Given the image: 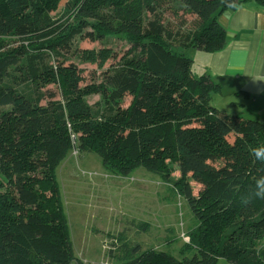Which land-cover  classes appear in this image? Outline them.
I'll return each mask as SVG.
<instances>
[{
	"label": "trees",
	"instance_id": "16d2710c",
	"mask_svg": "<svg viewBox=\"0 0 264 264\" xmlns=\"http://www.w3.org/2000/svg\"><path fill=\"white\" fill-rule=\"evenodd\" d=\"M170 1L0 0V264H102L74 254L62 210L56 169L72 150L96 154L114 175L143 168L168 181L195 220L180 259L116 238L107 264H264V200L241 203L264 176L252 155L264 148V117L213 106L219 85L189 55L222 48L218 16L248 0H177L196 18L186 32L163 23L158 11ZM89 35L120 37L129 49L81 86L66 54L98 67L114 57L108 47L75 46Z\"/></svg>",
	"mask_w": 264,
	"mask_h": 264
},
{
	"label": "rangeland",
	"instance_id": "374dc122",
	"mask_svg": "<svg viewBox=\"0 0 264 264\" xmlns=\"http://www.w3.org/2000/svg\"><path fill=\"white\" fill-rule=\"evenodd\" d=\"M63 5L61 1L51 16H62ZM158 13L163 23L173 31L186 32L196 24L195 16L186 12L177 0L163 5ZM89 36L77 40L75 46L95 50L108 47L114 57L98 67L80 62L73 54H66L69 58L63 63L77 66L83 79L81 86L100 81L102 71L116 64L129 49V45L120 37L109 36L102 41H93L92 35ZM192 53L193 50H190L191 57ZM47 89L56 94L54 99H59L55 86L50 85ZM86 99L93 105L99 101V96L91 94ZM128 101L129 96H125L122 106L125 107ZM229 139L232 137L229 136ZM173 167L171 179L179 176L176 165ZM56 181L74 254L83 262L110 263L112 257L108 250L116 238L139 243L144 249L167 251L181 258L178 251L186 242L183 235L193 227L195 220L185 200L168 181L143 168L134 169L126 176L114 175L103 169L96 154L74 150L57 167ZM190 184L193 194H197L200 185ZM140 222H145L147 228H138L137 223Z\"/></svg>",
	"mask_w": 264,
	"mask_h": 264
},
{
	"label": "crops",
	"instance_id": "0c3cea01",
	"mask_svg": "<svg viewBox=\"0 0 264 264\" xmlns=\"http://www.w3.org/2000/svg\"><path fill=\"white\" fill-rule=\"evenodd\" d=\"M218 22L226 31L222 48L214 52L193 51L194 68L197 72H207L219 85L211 93L213 106L244 118L262 119L264 9L248 0L221 13ZM216 264L231 263L220 258Z\"/></svg>",
	"mask_w": 264,
	"mask_h": 264
},
{
	"label": "clouds",
	"instance_id": "9594fccd",
	"mask_svg": "<svg viewBox=\"0 0 264 264\" xmlns=\"http://www.w3.org/2000/svg\"><path fill=\"white\" fill-rule=\"evenodd\" d=\"M252 155L255 160L264 163V148L253 149ZM254 199L264 200V176L259 177L255 181L251 192H246L241 195V203L243 205L249 204Z\"/></svg>",
	"mask_w": 264,
	"mask_h": 264
},
{
	"label": "built area",
	"instance_id": "2783aa9c",
	"mask_svg": "<svg viewBox=\"0 0 264 264\" xmlns=\"http://www.w3.org/2000/svg\"><path fill=\"white\" fill-rule=\"evenodd\" d=\"M183 237H184L185 241H187V237L185 235H183Z\"/></svg>",
	"mask_w": 264,
	"mask_h": 264
}]
</instances>
